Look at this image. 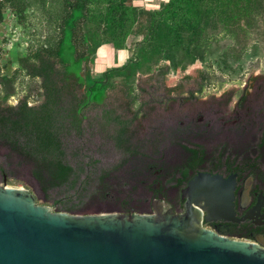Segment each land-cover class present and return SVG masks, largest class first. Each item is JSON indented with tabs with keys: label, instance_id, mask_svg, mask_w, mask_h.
<instances>
[{
	"label": "rangeland",
	"instance_id": "374dc122",
	"mask_svg": "<svg viewBox=\"0 0 264 264\" xmlns=\"http://www.w3.org/2000/svg\"><path fill=\"white\" fill-rule=\"evenodd\" d=\"M11 1L18 10L23 4L27 8L16 15L10 0H0V75L7 71L13 80V95L6 104H1L4 91L0 85V109L5 105L16 108L23 101L27 108L40 109L45 100L41 80L10 67L9 50L13 44L25 52L53 44L58 37L62 0ZM167 2L131 0V5L139 14L159 10ZM241 5L247 7L240 16V28L226 32L219 9L213 8L210 23L205 27L202 21L203 33L214 37L207 42L210 47L202 49L193 63L175 70L169 61L141 59L134 40L141 41L142 35L124 39L123 47L128 50L99 44L83 65V77L100 78L136 58L141 68L128 77L111 73L106 79L103 103L89 104L79 114L83 117L81 135L63 138L65 160L76 170L84 168L78 173L79 185L75 189L63 186L43 190L32 178L30 165L2 142L0 183L21 185L34 195L37 204L57 212L74 209L67 213H150L143 201L149 195V178L157 166L165 174L176 175L187 157L184 148L198 147L205 151L207 159L222 158L228 145L221 122L226 100L232 97L233 108L247 79L264 76V0H247L244 6L241 1ZM147 21V16L138 15L131 30H141ZM79 52L85 53L86 46ZM5 66L9 69L5 70ZM84 94L83 88L75 92L79 99ZM230 148L239 150L238 140H232ZM149 164L155 167L149 170ZM83 185L86 191L80 190ZM106 190L110 193L104 199L94 196ZM176 194L174 190L165 192L172 202Z\"/></svg>",
	"mask_w": 264,
	"mask_h": 264
},
{
	"label": "trees",
	"instance_id": "16d2710c",
	"mask_svg": "<svg viewBox=\"0 0 264 264\" xmlns=\"http://www.w3.org/2000/svg\"><path fill=\"white\" fill-rule=\"evenodd\" d=\"M241 1L244 6L247 0H168L159 10L138 14L131 0H62L58 37L53 44L34 52H25L13 44L9 50V66L39 78L45 100L40 109L27 108L26 101L16 108L10 105L1 108L0 142L30 165L32 178L43 190L63 186L75 189L79 185L78 173L84 168L76 170L65 160L63 138L81 135L83 117L79 114L89 104L103 103L106 79L111 73L128 77L141 68L136 58L120 68L108 70L100 78L83 77V65L92 51L99 44L124 49L126 37L132 35L135 39L142 35L141 41L134 40V44L143 61L148 58H154L156 62L169 61L172 70L184 67L193 63L202 49L210 47L207 42L214 39L203 33L205 28L202 26V21L205 27L210 23L213 8L219 9L225 32L240 28V16L247 7L242 8ZM10 3L16 15L27 8L23 4L26 7L18 10L15 2L10 0ZM138 15L147 16V25L132 31L131 26ZM82 46H86L85 53L79 52ZM4 69L9 68L5 66ZM11 81L7 71L0 75L4 91L1 104H6L13 95ZM79 88L85 91L81 99L75 96ZM184 149L186 153L194 152ZM87 189L85 185L80 188L81 191ZM97 192L94 196L98 199H104L110 193L108 190Z\"/></svg>",
	"mask_w": 264,
	"mask_h": 264
},
{
	"label": "water",
	"instance_id": "95a60500",
	"mask_svg": "<svg viewBox=\"0 0 264 264\" xmlns=\"http://www.w3.org/2000/svg\"><path fill=\"white\" fill-rule=\"evenodd\" d=\"M235 174L195 175L182 189L184 210L159 203L151 213L72 214L36 203L21 185L0 183V264H264V246L205 227L239 217Z\"/></svg>",
	"mask_w": 264,
	"mask_h": 264
},
{
	"label": "flooded vegetation",
	"instance_id": "af4514ba",
	"mask_svg": "<svg viewBox=\"0 0 264 264\" xmlns=\"http://www.w3.org/2000/svg\"><path fill=\"white\" fill-rule=\"evenodd\" d=\"M232 97L226 100L224 116L221 119L226 135L227 147L222 158L207 159V154L198 147L189 148L194 152L186 153V160L176 170V175L165 174L160 166L149 178L151 185L145 202L150 213L159 203H167L176 213L184 210L181 191L197 174L212 172L220 173L227 179L235 174V210L239 217H246L247 211L258 204L259 193L264 191V76L255 75L247 79L236 96L231 108ZM238 140L239 150L230 148L231 142ZM155 165L148 166L152 170ZM174 190L175 201L166 198L165 192ZM264 214V201L260 207ZM219 234L230 238L251 241L264 246V223H255L252 217L239 219L204 222Z\"/></svg>",
	"mask_w": 264,
	"mask_h": 264
}]
</instances>
